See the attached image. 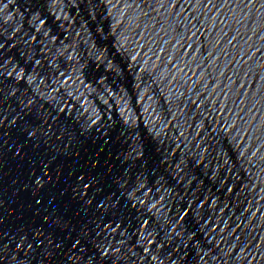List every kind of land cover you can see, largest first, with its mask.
Wrapping results in <instances>:
<instances>
[{"label": "water", "instance_id": "obj_1", "mask_svg": "<svg viewBox=\"0 0 264 264\" xmlns=\"http://www.w3.org/2000/svg\"><path fill=\"white\" fill-rule=\"evenodd\" d=\"M0 264H264V0H0Z\"/></svg>", "mask_w": 264, "mask_h": 264}]
</instances>
